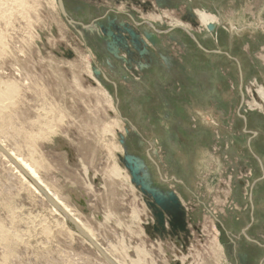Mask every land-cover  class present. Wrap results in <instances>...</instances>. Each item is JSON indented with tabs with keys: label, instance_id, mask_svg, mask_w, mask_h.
Returning a JSON list of instances; mask_svg holds the SVG:
<instances>
[{
	"label": "rangeland",
	"instance_id": "obj_1",
	"mask_svg": "<svg viewBox=\"0 0 264 264\" xmlns=\"http://www.w3.org/2000/svg\"><path fill=\"white\" fill-rule=\"evenodd\" d=\"M24 6L0 13L6 140L110 255L264 264V0ZM18 176L0 156V264H108Z\"/></svg>",
	"mask_w": 264,
	"mask_h": 264
},
{
	"label": "bare ground",
	"instance_id": "obj_2",
	"mask_svg": "<svg viewBox=\"0 0 264 264\" xmlns=\"http://www.w3.org/2000/svg\"><path fill=\"white\" fill-rule=\"evenodd\" d=\"M3 1H4L3 3H0V13L6 12L5 5L8 2L11 5H13V3L16 2L18 4V6L21 8L20 9L18 7L19 11H21L22 9H25L24 0H3ZM199 19H200V22L203 26H207L214 21L213 17L206 16L203 13L199 14ZM10 87H11V89L13 88V86H10ZM13 89H15V88H13ZM8 102L11 103L8 100H4V101H3V99L0 100V108L5 109L6 107H8V104H7ZM13 116H14V114H13ZM1 120H2V117L0 116V122H1ZM53 121H54V119L51 118L50 125L46 124V125L50 126V128L46 129L47 131H49V134H52L54 131V126H53L54 123H52ZM46 125H45V127H46ZM104 131L107 132L106 130H104ZM6 135L9 136L8 129H6V128L4 129L0 125V150L2 151V153L0 152V156L4 161H6V164H8V166L11 167V172L16 173L17 176L19 175L18 176L19 181H20L19 184L22 186L25 185L29 190H31L33 193L37 194L40 199L47 200L51 204V206H50L51 210L50 211L53 213H56V215H58V217L60 216L62 218L61 223L66 227V229H67V227L69 229V226H71V223H69V222H72V224H74L76 227H78L79 230L82 232V233L80 232V236L83 237V240L85 242H87L93 248H95V246H96L99 251L97 249H95V250L99 253V255L103 256L106 263H108V264H111V263L112 264H121L117 260L116 257H112L110 255L109 252L111 250L109 251L105 247L102 246V244L93 235L92 231L86 225H84V223L81 220H79V218L75 215L74 211L67 205V203L65 201H63L62 199H60V197H59L60 195H57L58 192H56L57 189L55 191V189L53 187H51L49 183H46L42 179V177L40 176V171H39V168L41 166L38 164L36 159L33 157V152H32L33 149L31 147V145H28V151H27L28 156H27V158L25 157L26 155L23 157L22 154H19V152H20L18 149L19 147L17 148L18 142L15 139H13V140H11V145H8V143H10V140L9 141L6 140V138H7ZM25 135L32 138V134H30V133H25ZM14 143L16 144L15 147L12 146ZM21 147H23V146H21ZM107 150H108V148H107ZM109 158L112 159V156H109ZM111 163H112L111 169L109 168L111 176L113 178L124 177V179H125V176L122 174L121 170H119V168L116 167V164H115L116 162L111 160ZM92 192H94V191H92ZM69 231H70V229H69ZM110 248L112 249V246H110ZM142 252H144V251L142 250ZM130 264H135V263L132 262Z\"/></svg>",
	"mask_w": 264,
	"mask_h": 264
},
{
	"label": "water",
	"instance_id": "obj_3",
	"mask_svg": "<svg viewBox=\"0 0 264 264\" xmlns=\"http://www.w3.org/2000/svg\"><path fill=\"white\" fill-rule=\"evenodd\" d=\"M59 5H60V10H61V12H62V14H63V16H65V13L63 12V9H62V6H61V4H60V2H59ZM114 28V31L115 32H117V35H113V34H109L111 37H112V40H113V42H115V44H118V45H120L122 48H124L125 49V51L129 54L130 53V51L128 50V46H127V44L125 43V41H124V37H123V35L121 34V32H124V33H127L129 36H130V38L132 39V41L133 42H137V39H136V35H135V33L133 32V31H131V30H129V29H127V28H124V29H121V28H119V27H113ZM103 32H104V30H103ZM69 223H71V226L74 228V230L76 231V232H78L79 233V235H80V230H79V228L78 227H76L74 224H72V222H69ZM82 233V232H81ZM95 249H97L98 250V248L95 246ZM99 251V250H98ZM112 264V263H111Z\"/></svg>",
	"mask_w": 264,
	"mask_h": 264
},
{
	"label": "crops",
	"instance_id": "obj_4",
	"mask_svg": "<svg viewBox=\"0 0 264 264\" xmlns=\"http://www.w3.org/2000/svg\"><path fill=\"white\" fill-rule=\"evenodd\" d=\"M5 113V114H4ZM0 116L2 117V120L0 122V125L3 127V128H6V127H9V126H12L10 121L12 120V118L14 117L13 116V113H8V112H5L4 110L0 109Z\"/></svg>",
	"mask_w": 264,
	"mask_h": 264
}]
</instances>
